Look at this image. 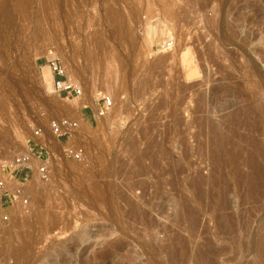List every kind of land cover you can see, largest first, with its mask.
Listing matches in <instances>:
<instances>
[{
  "label": "rangeland",
  "instance_id": "rangeland-1",
  "mask_svg": "<svg viewBox=\"0 0 264 264\" xmlns=\"http://www.w3.org/2000/svg\"><path fill=\"white\" fill-rule=\"evenodd\" d=\"M0 181V264H264V0H0Z\"/></svg>",
  "mask_w": 264,
  "mask_h": 264
},
{
  "label": "built area",
  "instance_id": "built-area-1",
  "mask_svg": "<svg viewBox=\"0 0 264 264\" xmlns=\"http://www.w3.org/2000/svg\"><path fill=\"white\" fill-rule=\"evenodd\" d=\"M171 46V43H168L164 46V49L169 50L171 49ZM48 67L52 73L54 91L60 98L74 101L81 100L84 97L82 89L68 78L65 69L60 64L57 62H49ZM111 106L112 101L108 97L101 101H97L95 103V111L91 113V118L96 119L105 117ZM77 128L78 123L70 118H63L50 124L51 133L57 138H68ZM38 134L39 132H36V135ZM29 154L32 158L23 154L10 163L9 171L11 175H20L24 180H27L32 174L35 175V172L40 177L46 175V165L41 155L35 157L31 152ZM34 163H38L37 166ZM10 178L9 181H12V176ZM0 190H2V195L10 196L5 181H0ZM16 193L18 194V192ZM12 197L16 200L15 194ZM12 202L13 201L11 200V203Z\"/></svg>",
  "mask_w": 264,
  "mask_h": 264
},
{
  "label": "bare ground",
  "instance_id": "bare-ground-1",
  "mask_svg": "<svg viewBox=\"0 0 264 264\" xmlns=\"http://www.w3.org/2000/svg\"><path fill=\"white\" fill-rule=\"evenodd\" d=\"M48 69H49V67H48ZM50 70V69H49ZM52 75V74H51ZM69 78V77H68ZM72 81V80H71ZM52 88H53V77H52ZM53 90H54V88H53ZM55 92V91H54ZM75 101V102H74ZM73 102L74 103H76L79 107L78 108H85V107H87V106H89L90 104L92 105H94V106H92V107H94L95 108V104H94V101H93V103H91V102H89V101H87L86 100V98L84 99V98H82L81 100H74ZM98 101V100H97ZM96 101V102H97ZM76 105V106H77ZM70 119H72L71 117H69ZM75 120V119H74ZM76 121V120H75ZM77 122V121H76ZM78 123V122H77ZM77 131V129L73 132V133H75ZM42 132H39V134L38 135H36V133L34 134V139H36V137H39V138H41L42 137ZM72 136H74L73 134H72ZM38 138V139H39ZM27 156H29L30 158H32L31 157V155L29 154V151L27 152V154H26ZM36 166H37V164L38 163H34ZM46 165V164H45ZM37 175V173L35 172V175L34 176H36ZM39 176L37 175V178H38ZM36 178V179H37ZM30 187V186H29ZM28 190V189H27ZM22 192H23V190L21 191L20 190V193L22 194ZM0 194H2V190H0ZM17 199V198H16ZM20 199V198H19ZM198 264H201V261H200V259H199V263Z\"/></svg>",
  "mask_w": 264,
  "mask_h": 264
},
{
  "label": "trees",
  "instance_id": "trees-1",
  "mask_svg": "<svg viewBox=\"0 0 264 264\" xmlns=\"http://www.w3.org/2000/svg\"><path fill=\"white\" fill-rule=\"evenodd\" d=\"M22 178V176H20Z\"/></svg>",
  "mask_w": 264,
  "mask_h": 264
}]
</instances>
